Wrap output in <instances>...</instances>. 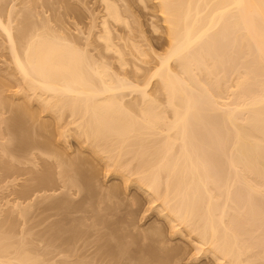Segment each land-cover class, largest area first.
I'll list each match as a JSON object with an SVG mask.
<instances>
[{
  "label": "bare ground",
  "instance_id": "1",
  "mask_svg": "<svg viewBox=\"0 0 264 264\" xmlns=\"http://www.w3.org/2000/svg\"><path fill=\"white\" fill-rule=\"evenodd\" d=\"M103 3L106 15L100 39L105 41L106 51L119 53L115 51L124 66L123 56L128 51L113 45L110 21L131 28L130 15L128 18L123 15L125 6L120 8L118 1ZM156 3L166 25L168 50L165 55L156 56L159 64L150 76V80H156L155 94L147 91L148 84L132 85L115 77L103 62L104 65L95 64L89 55L72 44L67 45L60 34H54L50 25L46 26L51 30L45 26L47 31L33 37L36 25L31 12L26 16L31 21L26 18L24 23L33 25L21 24L32 31L22 25L14 35L17 40L7 26L2 24L5 26L2 28L0 24L13 47L11 52L23 41L22 47L11 55L26 104L23 107L13 104L14 108L9 104L11 100H4L15 114L6 123L7 126L9 123L6 130L14 131L10 141L15 134L12 139L16 147L11 141L9 148L20 145L23 152L30 148L31 141L37 143V139H29L33 115L28 107L33 101L58 120L69 114L78 130V141L106 164L108 173L121 177L127 184L135 183L153 197L156 210L171 225L173 234L186 233L195 239L200 253L212 256L218 264H264V74L260 77L257 73L258 67L264 66V0H156ZM128 9L129 6L124 10L130 13ZM224 40L228 44L229 64L240 67L237 69H242L243 77L232 80L225 74V52L221 51ZM248 42L255 54L245 53L244 44ZM132 47L129 53L135 51ZM229 91L231 97L229 93L225 103ZM232 94L243 96L242 99L235 96L242 105ZM132 95L135 100H128ZM42 128L46 130L44 125ZM65 136L66 133H60L61 141ZM7 145L1 147L4 154L15 151H7ZM65 164L61 173L65 178L71 176L70 179L67 176L70 186L79 185V181L89 176L86 166ZM58 207L65 210L67 206ZM2 223L0 231L4 228ZM10 226L3 230L10 235L0 233V264H44L27 237H14V227ZM73 228L69 235L77 240L78 232ZM57 229L53 228L60 239L53 231L50 235L56 239L52 241L54 245L57 240L61 245H70V239L67 243L61 240L64 230L60 228L63 234H57ZM162 235L161 229L153 228L149 237ZM157 241L163 244L161 239ZM69 249L67 255L73 251ZM109 251L116 260L127 257L124 245ZM158 262L170 263L167 256Z\"/></svg>",
  "mask_w": 264,
  "mask_h": 264
},
{
  "label": "rangeland",
  "instance_id": "2",
  "mask_svg": "<svg viewBox=\"0 0 264 264\" xmlns=\"http://www.w3.org/2000/svg\"><path fill=\"white\" fill-rule=\"evenodd\" d=\"M103 1L0 0V24L1 27L3 25L7 26L4 27L12 32L10 34L14 39L18 28H21L22 25L25 26V23L26 25L30 23L26 21L24 23V20L31 12L32 22L35 23L34 26L36 25L33 37L40 32H44L46 25H50L51 29L54 30L53 33L60 34L65 39L64 41L68 43L67 45L72 44L74 48L76 46L79 51H83L85 55H89L88 57H91V59L93 58L92 60L95 61H91L95 64H98V62L100 64L104 63L107 68L109 67V71L113 72V75L115 74V77L125 79V81L127 80L128 83L135 86L148 84L147 91L150 94L157 93L156 80H150V76L159 64L156 56H163L168 50V38L165 33L166 25L156 0H113L114 2L118 1L120 8L129 6L131 9H128L130 13L124 10L125 7L122 9L123 15H127V18L130 15L128 23L131 28L110 21L113 45H115V48L119 46V48H123V51L124 49L128 51L127 55L123 56L126 61V63L124 61V66L119 62V53L116 50L106 51L105 41L100 39L103 33L102 24L106 15ZM29 19L27 18V21ZM21 22L24 24H21ZM32 22L29 25H33ZM27 27L26 30L30 29L32 31L31 28L27 29ZM47 28L51 30L49 27ZM19 32L23 33L21 29ZM26 32L28 33V31ZM14 40L13 44L16 42ZM21 40L18 39L19 42ZM22 42L18 46L14 44L17 47L16 49L14 46V51H17L20 46L22 47ZM133 42L136 46L132 44ZM223 42L221 43V45L223 44L221 46L223 50L221 51L225 52L223 55V59L225 58L226 61V63L224 61L226 64L225 70H227L225 74L227 73V76L231 77L232 80L233 77H243L242 69L238 70L240 67H236L235 64L232 66L231 62L229 64L228 44L225 40ZM248 43L244 44L246 46L245 53L250 54L252 52L251 54H253L254 48L250 49L251 44ZM130 46L134 47V49L132 47L135 50L133 53L132 50L129 53ZM10 47L9 39H7L3 29L0 28V94L3 93L0 95V101L2 100L0 102V117L4 121L2 123L1 120L0 149L4 144L7 145L11 141L14 146L16 145L13 141L14 133L11 136V141L9 140L11 133L14 131L11 133V130L7 131L9 123L8 126L6 123L14 119V117L12 118V116H15L12 107H16L13 104L18 107L25 103V96L20 94L22 82L12 63L13 54L11 55V53L14 51L11 52ZM20 50L21 53L22 49ZM262 66L258 67L257 72L260 77L264 74V66ZM231 83H229V86L235 85H231ZM232 91H229L226 97L229 96V93V97H231ZM236 94L239 93L236 92ZM233 96L237 95L232 94ZM6 97H10V99ZM134 97L135 95H132L127 98L133 101ZM238 99L237 102L242 105ZM4 100H11L12 104L10 102L9 104L12 107L6 105ZM227 100L229 98L224 102L226 103ZM226 105H230V103ZM28 108L33 115L29 123L33 132H31L29 139H37V143L33 144L35 140H30V148L28 149L26 148L28 146H26L25 148L28 150L25 152L26 149H24V153L20 145V147L17 145L18 147L15 149L12 148L15 150L14 153L9 148L8 143L6 146L8 148L5 149H8L9 152L11 149L14 156L11 152V154H4V149H1L2 152L0 151V221L4 225L1 231L12 225L10 229L14 227L12 229L14 235L12 233L11 236L17 238L26 236V239L30 241V247L35 249L36 254H40L41 259L50 264L67 263L65 260L70 261L68 262L70 264L73 261H76V263H80V261L82 263L83 261L84 264H158V259L166 256L168 262L170 261L169 264H218L212 256H206L197 250L195 239H190L186 233L180 235L172 233L171 225L156 210L157 203H154L153 197L142 191L135 183L127 184L121 177L108 173L106 164L96 158L88 147L83 146L78 141L76 136L78 130L72 124L74 122L73 118L70 117L71 115L66 114L63 118L61 117V120H58L53 114L45 113L36 101H33ZM43 125L46 128L45 131H43V128L41 130ZM61 132L67 135L63 138L65 140L62 141L60 139ZM11 155L14 162L11 161ZM65 162L68 166L69 163L77 164L80 167L86 166V170H89V176L82 180L83 182L79 181V185L76 184L77 186L73 187L74 184L72 183V186H70L68 180L71 176L67 175L69 178L67 180V176L65 178L61 173L62 167L65 168ZM62 163H64L63 166ZM59 204H65L66 209L61 210L64 208L62 206H60V208L62 207L60 210L57 209ZM68 205L71 206V209L68 208ZM72 227H76L75 229L79 234H77V240L76 237L74 240L71 237L72 235H69L72 232ZM53 228H59L57 229L58 232L60 228L64 230V238L62 237L61 240L64 239L67 243L72 238L74 241H69L70 245H61L57 240L54 245L52 241L56 239L51 237V231L54 233ZM74 228L73 230H75ZM153 228L161 229L163 235L160 238L149 237L153 233ZM58 232L56 233L60 234L62 230ZM8 234L5 233V235ZM54 235L55 237L59 236L55 233ZM50 237L53 239L51 240L53 246ZM157 239H161L163 244H160ZM27 240L25 241L27 242ZM19 241L21 242V239ZM27 245L29 246V243ZM123 245L127 251L125 259L117 258L116 260L114 254L117 251L111 253L114 257L108 253L111 251H109V248L119 249ZM69 246L73 249H69ZM68 249L73 250V253L70 251L72 254L67 255ZM65 252L67 253L65 254ZM41 261L40 263L43 262Z\"/></svg>",
  "mask_w": 264,
  "mask_h": 264
}]
</instances>
